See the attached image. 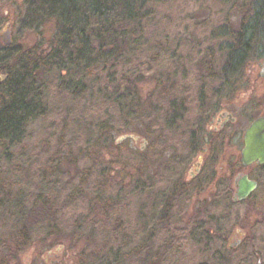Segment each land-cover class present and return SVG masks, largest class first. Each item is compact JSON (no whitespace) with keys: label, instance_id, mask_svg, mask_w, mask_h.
I'll return each mask as SVG.
<instances>
[{"label":"rangeland","instance_id":"obj_1","mask_svg":"<svg viewBox=\"0 0 264 264\" xmlns=\"http://www.w3.org/2000/svg\"><path fill=\"white\" fill-rule=\"evenodd\" d=\"M220 10L218 0H155L144 38L134 42L129 59L113 70L117 75L133 72L150 77L162 73L174 78L173 103L157 105L160 111L153 113L155 130L148 131L140 119L129 129L112 130L116 152L107 151L106 144L86 145L80 128L82 120L93 117L98 104L96 94L89 103L76 88L88 81L99 86L100 60L92 57L89 65L74 64L60 81L55 80L57 65L42 71L41 94L31 102L34 113L25 119L20 137L0 152V211L8 207L13 214L24 209L28 218L36 198L42 195L57 198L53 201L55 211L60 208L62 212L57 216V233L32 241L31 249L16 254L14 264H135V248H145L148 241L153 252L161 246L168 248L159 264H264V224L249 211L258 201L233 205L230 199L209 200L207 193L195 194L192 187L186 192L182 187L188 161L184 148L188 129L198 120L199 98L213 95L209 90L221 85L214 84L210 75L225 73L226 43L214 35L222 19ZM228 20L229 28L236 31L239 18L230 15ZM7 27L10 44L4 46L2 34ZM105 33V44L109 45L114 33ZM51 37L48 28L29 24L24 0H0V55L33 52L46 57L52 50ZM159 48L166 50L165 54L146 68V60ZM207 49L213 58L208 52L206 55ZM94 64L100 65V72L90 74L91 69H86ZM226 79L239 102L244 96L253 105L262 101L264 106V38L254 41L248 61ZM33 81L32 87L39 89V82ZM73 89L74 95L70 94ZM152 89L153 83L137 84V96L143 101ZM224 107L234 109L237 116L233 104ZM163 113L174 114L179 120L170 125ZM259 113V108L247 110L236 118V127L243 131ZM104 136L97 138L103 142ZM113 156L117 160L111 159ZM106 183L107 193L99 203L94 198ZM79 184L84 186V196L71 202L77 197ZM202 188L208 190L207 186ZM121 197L117 208L107 209ZM89 205L95 209L94 217L88 213ZM82 219L83 226L76 229ZM167 220L171 227L164 229ZM11 222L6 213L3 218L0 215V235ZM241 224L249 229L245 226L248 230H241ZM183 228L184 236L174 232ZM173 237L178 239L168 245ZM146 252L143 249L144 255Z\"/></svg>","mask_w":264,"mask_h":264},{"label":"trees","instance_id":"obj_2","mask_svg":"<svg viewBox=\"0 0 264 264\" xmlns=\"http://www.w3.org/2000/svg\"><path fill=\"white\" fill-rule=\"evenodd\" d=\"M218 2L221 5L222 19L215 28L214 35L217 33L216 35L223 37L226 43L225 73H219V76L213 74L209 78L215 81H226L228 75L238 72L248 61L254 41L264 38V0H218ZM24 3L29 24H35L37 29L50 30L52 50L46 57L42 53L35 56L33 52L0 55V76H5V79L0 81V152L5 150L9 141L20 137L25 119L34 113L31 102L39 98L41 94V84L44 80L42 71L57 65L58 69L54 70L57 73L55 80L60 81L66 77L65 75L74 64L89 65L92 57L94 60H100L101 83L97 86L96 81H88L81 86L82 88H76L80 97L87 98L89 103L93 102L95 94L97 96L98 109L89 121L82 120L81 126L79 125L84 131V143L86 145L92 142L106 144L107 151L116 152L117 142L111 139L112 130L116 132L122 126L124 130L129 129L136 124L134 121L139 119L146 123L148 131L155 130L153 113L160 111L158 104L173 103L171 89L174 88L175 79L164 76L162 73L150 77L140 74L135 76L133 72L117 75L113 70L129 59L136 46L134 42L144 38L146 26L149 25L150 17L152 18L151 12L155 0H24ZM230 15L239 18L236 31L230 29L228 20ZM105 32L114 33L109 45L105 44ZM209 50H205L206 55L210 53L213 58V53ZM165 52L166 50L161 48L154 50L146 60V68L149 69L155 64ZM59 56L61 60L58 59ZM98 66L100 65L94 64L86 70L89 72L88 69H91L92 72L89 73L96 74L100 72ZM31 78L39 82V89L35 90L32 87L34 81ZM146 82L153 83V89L141 101L137 96L136 86ZM62 83L58 84L57 91L62 88ZM75 91L71 90L70 94H76ZM106 107H109L112 113ZM164 118L170 125L179 120L171 113H165ZM100 134H105L103 142L97 138ZM111 159L117 160L115 156ZM49 168L47 166V169ZM83 187L79 184V187L75 188L77 197L76 199L72 197L71 202L84 196ZM106 187L107 183L106 186L100 187L94 198L99 203H103L104 195L107 193ZM5 194L7 195V192ZM122 199L121 197L117 203L109 205L107 209L113 211L120 205ZM54 200L57 201V198L38 195L36 205L31 208L33 210L27 216L28 218L24 209L16 210L11 214L6 206V209L3 208L0 211L2 218L6 213V218L12 221L0 235V264H14L16 254L31 249L34 237L41 238L42 235L47 237L50 233V235L57 233V216L62 209L58 208L59 210L55 211ZM94 211L95 209L89 205V215L94 217L96 213ZM83 224L84 219L78 221L76 229ZM241 225L239 227L241 230L245 226L249 229L248 225ZM170 227L169 220L163 223L164 229ZM247 228L244 230H248ZM174 232L184 236L186 229H175ZM173 238L168 245H172L178 239V237ZM150 244L148 241L145 248L143 245L135 248V264H159L162 260V252L168 248L161 246L153 252ZM143 249L147 251L145 255Z\"/></svg>","mask_w":264,"mask_h":264},{"label":"flooded vegetation","instance_id":"obj_3","mask_svg":"<svg viewBox=\"0 0 264 264\" xmlns=\"http://www.w3.org/2000/svg\"><path fill=\"white\" fill-rule=\"evenodd\" d=\"M9 28L7 27L6 31ZM3 42V41H2ZM221 83L206 95L199 98L200 113L198 120L188 129V142L184 148L187 154L185 167L183 168L182 187L188 192L191 187L195 194H206L207 199H230L233 205H246L251 200L255 202L249 211L260 218V225L264 224V164L254 162L247 167L241 163V152L244 147L243 137L246 129L256 119L264 117L262 101H249L247 97H234V90L228 81H213ZM241 94V93H240ZM224 104H233L238 110L235 112L224 107ZM184 109V107H182ZM260 109V113L252 119L243 131L236 127V118L247 111ZM177 160V158H176ZM181 164V162H180ZM187 175V177H185ZM242 179L254 183L255 187L245 200H237L238 184ZM202 186H207L204 191ZM190 191V190H189ZM186 192L182 195H186ZM177 197L175 200H180ZM40 238L34 237L35 243ZM58 258H61L59 256ZM57 262V261H56ZM56 262H53L55 264Z\"/></svg>","mask_w":264,"mask_h":264},{"label":"water","instance_id":"obj_4","mask_svg":"<svg viewBox=\"0 0 264 264\" xmlns=\"http://www.w3.org/2000/svg\"><path fill=\"white\" fill-rule=\"evenodd\" d=\"M9 30L2 34V41L5 46L10 44ZM5 76H0L2 82ZM131 138H134L130 136ZM129 137V138H130ZM244 147L241 152V163L247 167L254 162L264 164V117L254 120L246 129L243 137ZM255 187L254 183L242 179L238 184L237 200L243 201Z\"/></svg>","mask_w":264,"mask_h":264}]
</instances>
